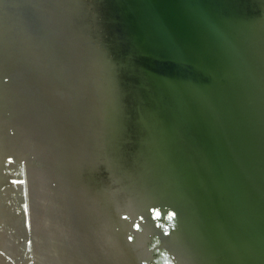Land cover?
I'll list each match as a JSON object with an SVG mask.
<instances>
[{"label":"water","instance_id":"1","mask_svg":"<svg viewBox=\"0 0 264 264\" xmlns=\"http://www.w3.org/2000/svg\"><path fill=\"white\" fill-rule=\"evenodd\" d=\"M0 264H264V0H0Z\"/></svg>","mask_w":264,"mask_h":264},{"label":"snow or ice","instance_id":"2","mask_svg":"<svg viewBox=\"0 0 264 264\" xmlns=\"http://www.w3.org/2000/svg\"><path fill=\"white\" fill-rule=\"evenodd\" d=\"M20 183H23V181H20ZM25 210H27V209H25ZM128 239H129V240H132V237L129 236ZM30 243H31V241H29V244H30Z\"/></svg>","mask_w":264,"mask_h":264}]
</instances>
